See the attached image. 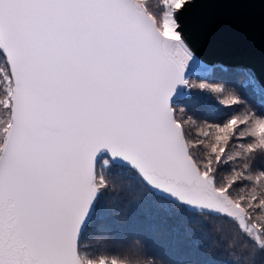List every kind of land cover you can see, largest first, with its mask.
<instances>
[{
	"label": "snow or ice",
	"instance_id": "1",
	"mask_svg": "<svg viewBox=\"0 0 264 264\" xmlns=\"http://www.w3.org/2000/svg\"><path fill=\"white\" fill-rule=\"evenodd\" d=\"M194 2L0 0V264H129L84 242L112 230L120 178L264 257V103L193 137L174 102L222 91L189 79L204 67L182 20Z\"/></svg>",
	"mask_w": 264,
	"mask_h": 264
},
{
	"label": "trees",
	"instance_id": "2",
	"mask_svg": "<svg viewBox=\"0 0 264 264\" xmlns=\"http://www.w3.org/2000/svg\"><path fill=\"white\" fill-rule=\"evenodd\" d=\"M245 73L241 69L220 65L204 66L190 72L196 80L222 89L220 93L192 91L175 98V104L185 109L186 118L194 122L191 126L193 137L201 127L222 120L229 113L259 114L264 94L248 83ZM233 96L243 100V104L229 108L221 103V100ZM233 150H239L238 146ZM260 162L261 158L257 157L256 163ZM133 189L129 190L128 180L120 178L117 188L109 193L106 205L112 230L87 235L84 242L91 250L109 251L129 264H180L182 261L190 264H232L236 256L240 257L239 264H253V261L264 264V257L254 248L242 249L238 238L230 241L225 235L230 230L220 226L218 230L208 231L202 226V222L217 224L216 221L171 204L164 212L155 196L138 186H133ZM205 231H208L207 237L203 235ZM231 235L236 237L234 232ZM221 236L222 239L218 238Z\"/></svg>",
	"mask_w": 264,
	"mask_h": 264
},
{
	"label": "water",
	"instance_id": "3",
	"mask_svg": "<svg viewBox=\"0 0 264 264\" xmlns=\"http://www.w3.org/2000/svg\"><path fill=\"white\" fill-rule=\"evenodd\" d=\"M182 20L201 64L264 78V0H195Z\"/></svg>",
	"mask_w": 264,
	"mask_h": 264
},
{
	"label": "rangeland",
	"instance_id": "4",
	"mask_svg": "<svg viewBox=\"0 0 264 264\" xmlns=\"http://www.w3.org/2000/svg\"><path fill=\"white\" fill-rule=\"evenodd\" d=\"M202 67H200V66H195L191 71H193V70H196V69H201ZM204 68V67H203ZM190 71V72H191ZM189 79L193 82V83H196V84H199V83H205V82H202V81H198V80H196L193 76H191L190 75V73H189ZM192 91H199V92H202V93H205V91H207V90H205V89H198V88H193V89H184L183 91H181L180 92V94H187V93H191ZM207 93V92H206ZM244 113H246V112H244Z\"/></svg>",
	"mask_w": 264,
	"mask_h": 264
}]
</instances>
